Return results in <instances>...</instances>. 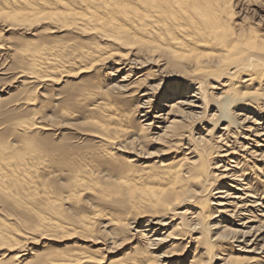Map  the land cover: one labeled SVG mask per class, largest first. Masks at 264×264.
I'll return each mask as SVG.
<instances>
[{"label": "bare ground", "instance_id": "1", "mask_svg": "<svg viewBox=\"0 0 264 264\" xmlns=\"http://www.w3.org/2000/svg\"><path fill=\"white\" fill-rule=\"evenodd\" d=\"M234 8L264 12V0H0V264H264V33L237 21ZM87 31L130 50L107 72L86 76L97 62L96 47H79ZM59 48L66 61L90 62L53 79L43 68H54L48 54ZM151 63L154 73L132 79ZM158 71L166 77L153 78ZM95 75L102 81L79 86ZM38 85L61 95L45 97ZM153 104L149 121L133 115L136 105ZM206 117L214 124L195 135ZM49 126L70 131L59 141L31 140L32 129ZM171 143L187 152L168 160L148 151ZM214 148L228 166L209 163ZM152 158L158 165L147 168ZM217 176L225 180L212 188ZM42 197L68 221L24 208ZM8 220L27 229L14 233ZM184 220L188 241L176 231ZM40 228L56 231L41 233L62 245L55 254L35 250Z\"/></svg>", "mask_w": 264, "mask_h": 264}, {"label": "rangeland", "instance_id": "2", "mask_svg": "<svg viewBox=\"0 0 264 264\" xmlns=\"http://www.w3.org/2000/svg\"><path fill=\"white\" fill-rule=\"evenodd\" d=\"M234 10H235V16L234 17H235V19L237 21H240V19L242 18L246 24H252V25L254 24L255 25L254 27L255 28H258L257 30L259 32H263L264 33V12L263 11L262 12H259V11H256L255 12L254 11L253 12V11H249L250 10L249 9L248 11L247 10H243V11L237 12L238 10L235 9V8H234ZM239 17H240V19H239ZM33 27H34V25L31 26L24 33V35H25L26 38H28V39H35V37L32 36L33 35L32 33L34 32V30L32 29ZM36 29H41V27L40 26H37ZM1 31H2L1 33H3L4 36H7V34L5 35L6 32H4V30H1ZM90 35L94 36V38L91 39V40H90V38L89 39L86 38V37H89ZM14 36H16V35H11V36H7V37L11 38V37H14ZM82 38H83V40L81 41V44L79 45V47H81V48L83 47L82 48L83 50L89 51V48H95L96 47V51H94V57L93 58H95L97 62H95L94 66H93V68L91 70H89L88 72H86V73H90V74H86V76L95 74L93 72L94 69L95 70H98V71L101 70L102 72H107V70H109V67L113 66V61H115V59H117L119 56L125 57L127 51L129 52V50H130L128 48V46H123L122 43L119 42L118 40H113V39H110V38H108L106 36H103L102 38H100V37L95 36L94 33H91L90 31L83 32L82 33ZM55 52H57V55H55V56H53L51 54H48V58L52 59L54 61V63H55L54 68H51V67H47V68L44 67L43 68V73L46 74V75L52 76L53 79L60 78V76L66 74L68 72H77V71H79L83 67V65L87 64L88 62H90L89 59H85L83 61L77 62L78 59H79L77 57H75L76 58L75 60L66 61L67 59L65 58V56H62V54L60 53V48L57 51H55ZM64 59H66V60H64ZM156 69H157V66H155L154 64H152V63L151 64H146L143 67V70H141L139 72L135 69V71L132 72V76L131 77H132V79H134L135 77H137L141 73L146 74V73H148L147 70H149V71L152 70L153 73H154V70H156ZM101 71H100V73H102ZM136 72H138V73H136ZM83 73L85 74V72H83ZM123 73H124V71L115 72V75L112 76V78H115L116 77V80H117V79L120 78L121 75H123ZM134 73H136V74H134ZM160 73L161 72H159V74L155 72L156 75H153V78H156L157 79V77L159 76L158 79L161 80V79H164L166 77V75H167V74H164V73H161V74ZM101 77L99 75H97V77H96V75H95V77L89 78L90 80L87 78L88 79V80L86 79L87 80L86 81L87 83L84 80L83 82H81V84L79 83V86L80 87L88 86L87 85L89 83L88 81H91L90 84L91 83H94V84L95 83H99L103 79ZM151 77H152L151 75L150 76H147L146 78H142L141 77V80H140V88L132 96V97H134V101H137V98H136L137 97L136 96L137 93H138V95H141V93H142L141 90H143L145 88L146 82L149 81L151 79ZM48 83H50L49 80H48ZM213 83H214V81H213ZM17 85H18L17 82H15V83H8L5 86V92L8 89H13V91H14L15 90L14 87L17 86ZM51 85L53 86L54 89H58L59 88V86L56 87L53 84H51ZM137 87H138V85H137ZM168 87L169 86H166L163 89V91H165ZM36 89L37 90H35V91H40L41 90V85L36 86ZM40 92L44 93L45 97H48V98H53L54 96H57L59 94V92H54V91H52L51 93L50 92L45 93L44 91H40ZM60 95H58V96H60ZM144 100L145 99H142V101H144ZM155 103H157V101ZM135 104H136V102H135ZM36 106H37V102H36V104H34V107L35 108H36ZM155 107H156V104H153L151 108H148L147 106H144V105L143 106L136 105L135 106V109H134L133 115L136 118H139L138 121L143 120L142 123H145L146 121H149V120H145L144 121V119H145V116L144 115L146 114V110L147 109H150L151 112L149 114L151 115V114H154L155 113L154 111H157L158 110ZM212 112H213V110L206 112V114L209 115V113H212ZM149 114H148V116H149ZM206 119L207 120L202 121L201 125L198 124V125H195L193 127V133L195 135H198V132L200 131L199 130L200 127L203 126L206 129L207 128L209 129V128L212 127V125L215 122L214 119H210L209 117H206ZM138 121H137V123H138ZM127 123H133V122L132 121L131 122L130 121H126V124ZM156 125L157 124L154 123V125H152V128L150 129V133L153 136H154L155 132L158 131L157 128H156ZM31 131L32 132H37L35 134L36 137H32L31 140L34 141V142H38L37 139L43 140L45 138V137H43L45 134H47V135L51 134L53 136V138L58 139V141H59V139L61 137L68 136V134H66V133H69L70 130H69V128H67V126H49L48 130L32 129ZM215 132H216L215 131V128L212 129V132L210 133V136H212V134H215ZM205 133L206 132L203 131L201 134L205 136ZM58 134H60V135H58ZM63 134H66V135H63ZM239 134L236 135V138L238 137ZM8 139L9 140H12L13 138L12 137H9ZM186 140H187V138L185 140L180 141V142H182V143L184 142L185 143ZM182 143L181 144H178V145L171 143V146H168V148L166 146V147H160L158 151L155 150V149H150V150L148 149V151H156V152H153V153H157L158 152V154H160V152H162V150H163V152L165 153L166 158H168V160H172L173 157L178 158V157L183 156V154H182L183 150L185 152H187L186 151L187 148H183V147H187V144H184L182 146ZM219 150H220V148H218V149H215L214 148L212 150L213 154L210 157L209 163L210 164L211 163L213 164L214 162H216V163H220V165L228 166V165H226L225 162L219 161L221 159V157H219V154H218L219 153L218 152ZM154 162H156V159L155 158L149 159V160H147V162L144 161V163L149 164V166L147 168H149V167L150 168H155L156 165H158V164H153ZM156 163H158V161ZM245 163L251 165L250 161H246ZM35 166H38L39 169L44 170L43 163H39V161H38V164L35 165ZM209 170L210 171L212 170L211 166H210ZM252 172H253V170H252ZM252 172H251V174H252ZM224 180H225V178L218 177V176L217 177L210 178V181H212L211 182L212 188H215V187L221 185V182H223ZM40 190H42V189L40 188ZM215 190L216 189H213V191H215ZM260 194H262V193H260ZM52 197H53V195H51L50 198H52ZM209 198H211V196H210L209 193H206L204 196H202V199H206L207 201H208ZM47 199H48V196H47ZM45 200H46L45 197H42L41 200L40 201H37V202H31V201L28 200V201H26V205L23 204V206L26 209L27 208H32L33 211L36 212L35 213L36 216H43V217H46L47 219H50L51 218L52 220H55V221L59 222L60 224H64L65 221H68V219L66 218V216H67L66 214L64 215L63 213H59V211H55V210L50 211L49 209H47L46 208L47 201H45ZM22 202H23V200H21V203ZM207 203L209 204L210 202H207ZM59 204H60V201L59 200H55V205L58 206ZM208 207L210 208L211 206L208 205ZM74 213L75 212L73 210V214ZM77 213L78 214H74V216H78L79 218L82 217V216L83 217H86V215H87L86 214L87 212L86 211H83V210H81V213L82 214L80 212H78V211H77ZM2 214L3 213L0 211V218H1V216L4 217ZM9 217H10L9 219H13L14 218L13 215H10ZM10 221H11L12 224H10ZM208 221H211L212 222L213 220L207 219V222ZM7 222H9V226L11 227V228L8 227L10 231H13L14 233L20 232V230H21L22 227H21V225H19L20 223H18V221L15 222V221H12V220H8ZM182 223L183 224H181V225H177L176 231L177 232L178 231H182L183 233L185 232L186 234L183 237L186 239L185 241H188L189 240V236L191 234V232L190 233L187 232L188 231V222H187V220H184ZM227 226H231V224H229V222H227ZM13 227H14V229H12ZM231 227H234V226H231ZM22 229H25L26 230L27 228H22ZM52 230L55 231L54 229H51V228H42V229L40 228L39 229L38 232H40V234L37 233L36 234V237H34V239H32V241H34L35 244H36L35 245V250H40V251H43V253H45L46 255H50V254H55L56 253V249L59 248V247H62V245H60L58 243V241H56V237L55 236H53V235L50 236V234L49 235L48 234H41L42 232L43 233H55L56 232V231L53 232ZM19 238L20 239H24L21 236ZM43 239H45V240H43ZM73 240L75 241L76 239L73 238ZM69 243L70 244H73V241L71 240ZM233 245H234L235 249H238L237 247H240L239 246V242H234ZM200 247H202V245ZM126 250L127 249L124 248V250L123 251L120 250L121 252H119V253L122 254ZM230 251L231 250L227 248V251H225V252L232 253ZM4 253H5V255L8 254L7 257H10L11 254H12L11 252H9L7 250H4ZM216 254H218V253H216ZM111 255H116V254H111ZM217 256H219V255H217ZM254 263H255V261H254ZM209 264H218V260L213 257Z\"/></svg>", "mask_w": 264, "mask_h": 264}]
</instances>
